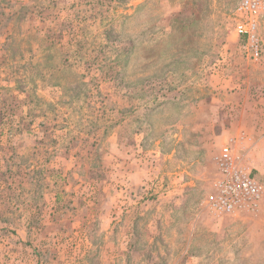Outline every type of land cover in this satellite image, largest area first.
<instances>
[{"label":"rangeland","instance_id":"1","mask_svg":"<svg viewBox=\"0 0 264 264\" xmlns=\"http://www.w3.org/2000/svg\"><path fill=\"white\" fill-rule=\"evenodd\" d=\"M241 2L0 0V264H264L209 207L264 122Z\"/></svg>","mask_w":264,"mask_h":264},{"label":"built area","instance_id":"2","mask_svg":"<svg viewBox=\"0 0 264 264\" xmlns=\"http://www.w3.org/2000/svg\"><path fill=\"white\" fill-rule=\"evenodd\" d=\"M239 10L245 14V18L238 22L237 31L253 41L254 56L258 57L256 30L264 12V0H242ZM217 167L219 177L209 202L211 210L220 215L257 211L262 190L252 167L237 152L233 139L223 146L217 159Z\"/></svg>","mask_w":264,"mask_h":264},{"label":"crops","instance_id":"3","mask_svg":"<svg viewBox=\"0 0 264 264\" xmlns=\"http://www.w3.org/2000/svg\"><path fill=\"white\" fill-rule=\"evenodd\" d=\"M264 122L256 121L250 131H246L240 139L235 140L239 155L243 156L247 163L254 168L255 178L258 181L262 196L259 202V209L246 214L252 216L248 219L250 226L245 231L251 240L249 253H260L264 251ZM239 147V149H238ZM240 216V214H239ZM245 219V218H244ZM236 220V219H235ZM237 221V220H236ZM240 223L241 221H237ZM236 223V224H238ZM260 241V245H258Z\"/></svg>","mask_w":264,"mask_h":264}]
</instances>
